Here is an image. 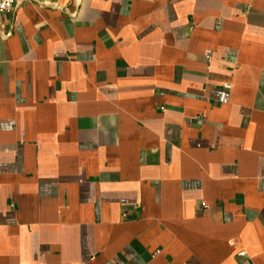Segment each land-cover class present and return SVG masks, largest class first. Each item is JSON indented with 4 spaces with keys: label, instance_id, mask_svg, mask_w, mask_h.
<instances>
[{
    "label": "crops",
    "instance_id": "0c3cea01",
    "mask_svg": "<svg viewBox=\"0 0 264 264\" xmlns=\"http://www.w3.org/2000/svg\"><path fill=\"white\" fill-rule=\"evenodd\" d=\"M0 264H264V0L0 12Z\"/></svg>",
    "mask_w": 264,
    "mask_h": 264
},
{
    "label": "built area",
    "instance_id": "2783aa9c",
    "mask_svg": "<svg viewBox=\"0 0 264 264\" xmlns=\"http://www.w3.org/2000/svg\"><path fill=\"white\" fill-rule=\"evenodd\" d=\"M22 0H0V12L12 11ZM230 87V84H226ZM240 253H244L243 251Z\"/></svg>",
    "mask_w": 264,
    "mask_h": 264
}]
</instances>
